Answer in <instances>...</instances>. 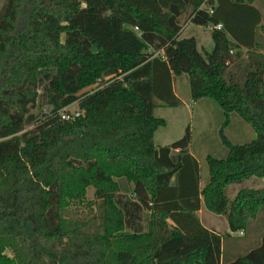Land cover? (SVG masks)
Instances as JSON below:
<instances>
[{
    "label": "trees",
    "instance_id": "1",
    "mask_svg": "<svg viewBox=\"0 0 264 264\" xmlns=\"http://www.w3.org/2000/svg\"><path fill=\"white\" fill-rule=\"evenodd\" d=\"M252 2L6 0L0 8V264H264V235L222 261L223 236L195 214L203 199L237 230L264 207V187L242 188L232 199L225 192L233 181L264 176V55L249 48L245 64L235 62L240 46L257 45L256 26L264 35ZM187 10L195 24L222 22L211 27V50H199L193 35L180 36ZM49 70L57 102L36 115L39 73ZM182 72L191 96L212 97L225 115L219 134L228 151L206 155L202 187L188 150L189 126L170 143L153 141L165 122L154 115V98L175 104L172 80ZM97 81L100 87L82 91ZM73 101L83 114L61 119L59 108ZM232 112L255 137L230 141L223 129ZM90 185L93 198L86 197Z\"/></svg>",
    "mask_w": 264,
    "mask_h": 264
},
{
    "label": "rangeland",
    "instance_id": "2",
    "mask_svg": "<svg viewBox=\"0 0 264 264\" xmlns=\"http://www.w3.org/2000/svg\"><path fill=\"white\" fill-rule=\"evenodd\" d=\"M5 2L6 0H0V8H2ZM253 3L261 10L262 21L264 22V0H253ZM201 6L209 7L206 2H203ZM180 22L182 27L185 26V31L180 36L187 35V33L194 34L199 50L204 52V50L212 49L213 39L211 37L212 28L210 26L191 22L189 10L180 16ZM255 31L258 35L259 45L264 49V35L260 27L256 26ZM63 36L64 34H62V38ZM238 60L235 62L242 64L244 57L242 60ZM230 69L237 70L234 62H232ZM53 78L54 72L52 70L39 73V96L36 105L31 108V111L36 115L47 112L49 107L52 106L51 104L57 102L56 97L53 96L50 89ZM94 86L90 85V87L87 86L82 90H93ZM174 90L178 97L175 104H169L159 98H154V115L164 118L165 122L156 127L153 134V141L156 146L170 143L181 137L184 134L185 128L189 126L191 136L188 150L195 155L199 162L200 185L202 187L208 179L206 155L210 153L218 157H223L228 151V147L222 142L219 134L225 115L221 107L212 97L201 96L193 98L191 96L189 78L185 72L174 76ZM76 106H78L77 101H73L68 105L69 108ZM29 126L31 125H26L27 128ZM223 132L234 143L245 142L256 136V132L250 124L235 112L230 114V121L224 127ZM262 187H264V176L250 175L239 181H233L227 184L225 192L228 198L232 199L242 188ZM93 191V186H88L86 197L93 198ZM257 208L256 213L248 218L246 227L237 230L230 229L224 213H217L208 209L204 201L202 202L201 208L195 211V214L202 224L219 232L223 236L222 261L243 254L260 242L262 235H264V207ZM147 217L148 211L144 209L142 219L144 223ZM6 252L11 253L9 249H6Z\"/></svg>",
    "mask_w": 264,
    "mask_h": 264
},
{
    "label": "built area",
    "instance_id": "3",
    "mask_svg": "<svg viewBox=\"0 0 264 264\" xmlns=\"http://www.w3.org/2000/svg\"><path fill=\"white\" fill-rule=\"evenodd\" d=\"M209 10L210 11L212 10V8L210 6H209ZM210 27H213V28H221L222 27V22H220V21L219 22H216V23H214ZM98 83H99V85H97ZM91 85H93V86L95 85L94 88H93V90H95V89H97L98 87L101 86L100 81H97V82H95V83H93ZM88 87H90V85H88ZM93 90H86V91L91 92ZM68 105L69 104H67V105L59 108L58 114H59V117L61 119H73V118H75V117L80 116V115L83 114V109L80 108L79 106H76V107H73V108H69Z\"/></svg>",
    "mask_w": 264,
    "mask_h": 264
},
{
    "label": "crops",
    "instance_id": "4",
    "mask_svg": "<svg viewBox=\"0 0 264 264\" xmlns=\"http://www.w3.org/2000/svg\"><path fill=\"white\" fill-rule=\"evenodd\" d=\"M253 3V2H252ZM254 4V3H253ZM255 5V4H254ZM256 6V5H255ZM257 7V6H256ZM258 8V7H257ZM259 9V8H258ZM259 11L261 12V10L259 9ZM261 15H262V13H261ZM263 22V21H262ZM264 23V22H263ZM185 31V26L184 27H182L181 28V31H180V33H183ZM189 35H193L194 37H195V35L194 34H190V33H187V35H184V36H189ZM196 39V38H195ZM256 39H257V42H258V35L256 34ZM196 42H197V39H196ZM259 45V42L257 43V45L256 46H254V47H250V46H240V50H241V54H240V56L238 57V59H243V57H244V60H243V63L242 64H245V62L247 61V50L250 48V49H252L255 53H259V54H263L264 55V49L262 48V46H260ZM259 47V48H258ZM230 51L232 52V51H234V50H232V49H230ZM176 75V74H175ZM174 75V76H175ZM174 76H173V80H172V88H173V92H174V94L177 96V93L175 92V90H174ZM190 152V151H189ZM194 157H195V155L192 153V152H190ZM195 159L197 160V158L195 157ZM198 161V160H197ZM199 163V162H198ZM200 166V165H199ZM199 173H200V171H199ZM207 182V181H206ZM199 186L201 187V185H200V178H199ZM202 200H201V205H202ZM201 205H200V207H199V209L201 208ZM199 209H197V210H199ZM204 225V224H203ZM205 226V225H204ZM207 227V226H206ZM210 229V228H209ZM212 230V229H211ZM215 231V230H214ZM217 232V231H216Z\"/></svg>",
    "mask_w": 264,
    "mask_h": 264
}]
</instances>
